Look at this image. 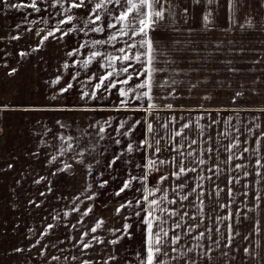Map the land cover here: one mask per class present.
<instances>
[{"label": "snow or ice", "instance_id": "1", "mask_svg": "<svg viewBox=\"0 0 264 264\" xmlns=\"http://www.w3.org/2000/svg\"><path fill=\"white\" fill-rule=\"evenodd\" d=\"M256 2L264 8V0ZM0 4L36 14L0 37L10 43L32 34L17 51L21 61L49 44L62 53L45 81L54 103L0 105V117L15 110L57 114L55 131L38 121L31 156L40 159L43 149L46 171L33 176L32 185L42 187L26 205L48 211L28 228L29 246L14 252L35 250L41 264H264V118L242 122L239 115L264 114V106L237 104L246 91L264 95V54L243 38H219L258 24L264 31L251 0ZM225 88L235 107L213 106V91ZM194 92L202 103L179 102ZM228 112L235 115H221ZM64 175L79 177L75 191L59 190ZM136 234L139 244L130 250Z\"/></svg>", "mask_w": 264, "mask_h": 264}, {"label": "crops", "instance_id": "2", "mask_svg": "<svg viewBox=\"0 0 264 264\" xmlns=\"http://www.w3.org/2000/svg\"><path fill=\"white\" fill-rule=\"evenodd\" d=\"M13 2H20V0H9V3ZM221 2L223 3L224 0ZM12 9L5 8L0 4V37L16 34L14 29L18 24L23 25L25 23L26 16L28 20L37 18L36 14L27 15L28 12H31L30 9ZM251 14L257 22L264 20V11H251ZM225 15L226 10L222 8L218 17L221 26L225 24ZM20 31L23 33L24 27ZM219 38L225 39V43L228 38H243V43L248 48L264 54V31H259V24L255 31L237 32L234 30L227 38L223 36ZM32 42V34L30 33L25 34L18 42L0 41V49H3L0 51V105H10L16 109H23L43 107L54 103L48 99L52 89L45 81L53 75L54 66L60 61L62 53L57 50L55 44H49L40 53L33 54L21 61L17 56V51L26 49L27 45ZM68 42L71 46V39ZM6 53H11L7 57L8 68L2 66L5 62L3 57ZM13 67L18 68V72L14 76H8L7 72ZM246 79L250 80L251 76ZM248 86L246 83L245 87ZM232 87H237L235 81ZM212 95L213 106L235 107L229 103L231 95L229 89L214 90ZM179 102L191 106L202 103L196 92L193 93L192 98H184ZM237 104L242 108L264 106V95H253L246 91L245 98H239ZM56 115V113L51 112L15 110L5 111L0 117V128L3 129L0 132V264H41L40 261L33 258L35 250L23 253H16L13 250L17 247L27 248L29 246L31 241L27 239L28 228L38 224L41 217L48 211L47 207L30 209L26 205L27 200L36 194L38 188L42 187L32 185L33 176L37 173L44 174L46 171L43 167L44 150L41 149L40 159L31 156L40 139V136L35 134L42 129V125L38 121L47 123L55 131L53 118ZM127 115L133 114L127 113ZM221 115H235V113L228 112ZM239 115L243 118L242 122H246L252 116L264 118V114L250 111H241ZM51 135L49 133V138ZM10 163L13 168L9 170L7 166ZM22 173L26 178H22ZM77 179L79 177L72 178L64 175L57 187L65 194L71 193L75 191L74 185ZM18 180L21 181L20 185L16 183ZM101 199L110 198L102 195ZM107 202V200L104 201V203ZM105 215H110V213L106 212ZM139 241L140 235L136 234L132 241L127 242L129 249L136 248Z\"/></svg>", "mask_w": 264, "mask_h": 264}, {"label": "rangeland", "instance_id": "3", "mask_svg": "<svg viewBox=\"0 0 264 264\" xmlns=\"http://www.w3.org/2000/svg\"><path fill=\"white\" fill-rule=\"evenodd\" d=\"M245 2L247 4L248 3V0H245ZM251 2H252V9H251V11H264V8H260L259 5H258V3L256 2V0H251ZM248 10L249 9L246 7L244 11L247 12ZM102 200H103V202L106 201V200L108 201V199H102Z\"/></svg>", "mask_w": 264, "mask_h": 264}]
</instances>
